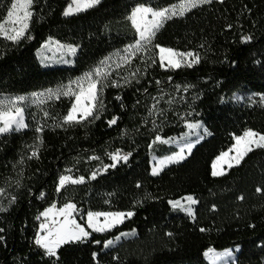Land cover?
Wrapping results in <instances>:
<instances>
[{
    "label": "trees",
    "instance_id": "16d2710c",
    "mask_svg": "<svg viewBox=\"0 0 264 264\" xmlns=\"http://www.w3.org/2000/svg\"><path fill=\"white\" fill-rule=\"evenodd\" d=\"M12 2L0 0V23ZM71 2L34 0L26 35L18 42L0 35V96H27L82 77L136 43L138 35L128 19L136 7L161 9L180 0H101L64 16ZM245 36L252 40L244 43ZM50 40L78 49L72 67L42 66L37 54ZM153 44L199 53L201 62L165 69L158 48L149 46L111 70L110 79L124 86L103 89L100 119L54 127L74 103L65 97L28 105L29 127L0 135V188L5 189L0 200L7 206L16 197L0 212V264H50L34 243L40 231L37 217L69 202L76 205L72 218L81 226H86L89 212L135 215L105 233L86 229L91 233L88 242L61 247L58 264H209L210 249H238L237 264H264V149L249 153L225 175H212L216 158L233 147L235 137L249 129L264 134V0H225L193 9L168 20ZM124 77L132 83L125 85ZM188 85L192 87L185 91ZM161 96L157 104L154 98ZM154 104L162 115L149 116ZM113 117L119 119L109 126ZM188 123H202L211 135L183 162L153 176L151 158L174 152L156 137L179 136ZM41 125L43 132H36ZM41 136L39 159H30ZM116 151L131 153L128 162L103 171L113 164L109 154ZM62 175L83 176L85 183L67 184L57 192ZM187 196L199 201L194 218L176 212L170 203ZM131 232L136 235L111 248L103 246Z\"/></svg>",
    "mask_w": 264,
    "mask_h": 264
},
{
    "label": "snow or ice",
    "instance_id": "6c2138e0",
    "mask_svg": "<svg viewBox=\"0 0 264 264\" xmlns=\"http://www.w3.org/2000/svg\"><path fill=\"white\" fill-rule=\"evenodd\" d=\"M101 0H72V4L64 11V16L75 15L79 12L86 11L90 8H93L99 5ZM214 2L220 4L225 3V0H180L179 3L167 6L161 9H153L151 7L139 6L136 7L128 19L131 21L132 26L135 28L138 39L134 45H129L128 48L124 49L125 55L119 56V62L117 67L120 66V63H130V57H134L138 52H146L149 50V46L159 49V64L161 67H166L170 69H179L181 67L191 68L196 64L201 62V56L199 53H194L193 51H176L172 48L161 47L158 44H153V41L156 38L159 30L164 26V24L173 19L174 17H183L186 13L191 12L193 9L201 8L205 5H211ZM34 0H13L10 5L9 10L7 11V19L4 23H0V35H4L6 39L12 40L13 42H18L26 33L29 27V21L33 15L31 11ZM22 13V15H21ZM151 16V19L148 17ZM10 22L11 27H6L5 25ZM19 25L15 27L14 25ZM232 25H228V28L231 29ZM252 40L251 36L243 37V42L248 43ZM203 47V45H201ZM68 52L72 55L76 54L77 49L73 46H68ZM108 60H111L109 57L107 60L101 62V66L95 68L92 72L85 73L82 78L75 82L76 89L74 90L72 85H68L64 89H57L55 91L49 89L47 93H37L33 94V97H16L15 99H0V135L11 133L13 131L19 132L23 129L29 127L25 122V101L44 103L47 99H59L61 95L75 97V102L72 103L68 113L62 118V121L54 127H63L67 125L73 127L75 125L83 124L85 121L89 123L94 122L95 120L100 119V116L104 110L103 103V89L106 87H123L118 81H113L110 79L111 71L108 69L111 68V65L108 64ZM156 63V60L153 59V64ZM140 70L137 69L133 73V76L136 75ZM125 85H130L132 83L128 77L123 78ZM136 83H139V80H136ZM159 85L161 82L156 81ZM192 85L185 87V91ZM176 88L179 89L180 86L176 85ZM43 98V99H42ZM117 100H120L121 97L117 96ZM156 103H159V100L163 99V96L154 98ZM169 104L172 103L171 100L168 101ZM154 114L162 115V112L157 111L156 104L153 105V109L149 111V116ZM44 117H48V113L45 111L43 113ZM91 118V119H90ZM119 117H113L108 121L109 126L115 125ZM187 128L190 130H199L202 128V125L199 123H190L187 125ZM36 132L42 133L43 126H39L35 129ZM204 135H211V133L204 128ZM202 138L197 133V142ZM38 143L33 146V151L31 153V158L39 159V148L43 145V138L38 137ZM188 140V136L185 137ZM157 141H161V137H156ZM166 143L167 141H161ZM195 144L192 142H187L180 147L179 152L172 156H168L166 160L159 161L161 167H154L152 169V175H159L160 171L163 170V165L166 163H179L182 160L186 159L185 149H187V154L190 155ZM256 149H264V134H260L251 129L246 130L241 136L235 137V144L228 151L222 152L213 163L212 175L213 176H223L226 174V171L221 167L218 168V165L221 163L227 164V168L231 169L234 166L240 165L245 157L253 152ZM234 152V155L230 153ZM131 153L122 154L120 151L115 153H110V159L113 161V164L105 166L103 171H107L108 167H115L117 163L123 161L125 164L128 162L129 156ZM90 159L96 160L99 157L92 156ZM68 171H71L69 169ZM99 170L91 174V179L95 180L97 178ZM17 187L20 186V181H15ZM85 183V178L80 176L78 178H73L71 175H62L58 181L57 192H60L65 188L67 184H83ZM140 185L138 184L137 187ZM257 192H261L262 189L257 188ZM5 196V189L0 188V197ZM43 198V194H41ZM184 199L187 201V205L182 204L181 201H170L173 208H179L184 211L189 217H195V211L192 207L196 205L199 201L192 196H187ZM243 199V197H240ZM16 197L11 196L8 199V205L5 206L0 202V212H5L8 210L13 203H15ZM137 203H142L137 201ZM55 205L48 208L40 214L44 217V221L39 225V232L34 240V243L43 250L44 256L49 258L50 264H58L60 260L59 250L64 245H69L73 243H86L91 238V233L86 230V227L81 226L72 218V214L76 211V205L69 202L66 203L59 211L54 212ZM135 215L134 211L128 212H89L87 214V228L91 229L92 232L100 233L105 231H110L113 228L117 227L119 224H122L124 220L130 219ZM59 216L63 217L61 220H57L54 217ZM52 217L51 220L49 218ZM100 217H104L103 222L101 223ZM40 219V217H37ZM204 229H201L203 231ZM4 231L3 228H0V233ZM43 233V234H41ZM122 236H135V232L131 233H121ZM169 236L172 234L169 233ZM4 238L0 236V241ZM120 236L115 237L116 241H119ZM95 243L100 244L99 240H96ZM114 241L108 239L103 245L105 248L112 246ZM224 257H230L231 253L223 254ZM94 258L96 254H93ZM226 264V262H225Z\"/></svg>",
    "mask_w": 264,
    "mask_h": 264
},
{
    "label": "rangeland",
    "instance_id": "374dc122",
    "mask_svg": "<svg viewBox=\"0 0 264 264\" xmlns=\"http://www.w3.org/2000/svg\"><path fill=\"white\" fill-rule=\"evenodd\" d=\"M71 4H72V2H71ZM70 4V5H71ZM69 7V6H68ZM67 7V8H68ZM21 15H22V13H21ZM177 17H179V16H177ZM149 19H151V16H149L148 17ZM7 19V18H6ZM6 21V20H5ZM4 21V22H5ZM6 27H11V26H13V25H11L10 24V22L8 23V24H6L5 25ZM15 27H19V25L17 24V25H14ZM28 30V29H27ZM27 32V31H26ZM25 35H26V33H25ZM24 35V36H25ZM4 38H5V36L4 35H2ZM23 36V37H24ZM22 37V38H23ZM21 38V39H22ZM20 39V40H21ZM135 44V43H134ZM134 44H132V45H134ZM68 46L69 45H65V44H62V43H60V42H57V41H54V40H50V41H48V42H46L42 47H41V49L38 51V58H39V61H40V63L42 64V66L43 67H45V68H51V67H72L73 65H74V62H75V58H76V55H77V53H78V49H77V51H76V54L75 55H72L71 53H69L68 52ZM126 48H128V47H126ZM125 48V49H126ZM159 50V49H158ZM117 54H119V56H123V55H125V53H124V49L123 50H121L120 52H118V53H116L115 55H113L112 57H111V60H108V64H110L111 65V68H109L108 70L109 71H111L114 67H116V65H117V63L119 62V56L117 55ZM101 66V65H100ZM99 67V66H98ZM165 69H169V68H166V67H164ZM92 72V71H91ZM84 76V75H83ZM82 76V77H83ZM82 77H80V78H82ZM80 78H78V79H76V80H74V81H72V82H70V83H68L67 85H64V86H60V87H57V88H54V89H51V90H53V91H55V90H57V89H64V88H66L68 85H72V87H73V89L75 90L76 89V85H75V82L76 81H78ZM47 91L48 90H46V91H42V92H37V93H47ZM37 93H33V94H37ZM33 94H31V95H27V96H15V95H12V96H9V95H3V96H0V99H2V100H7V99H15L16 97H33ZM103 95H104V93H103ZM65 97H68V98H70L69 96H63V95H61L60 96V98L59 99H61V98H65ZM72 98H74V102H75V97H72ZM43 99V98H42ZM50 100H58V99H55V98H52V99H47L46 101H50ZM32 104H40V103H38V102H31V101H25L24 102V107L26 108L28 105H32ZM24 116H25V112H24ZM25 122H26V120H25ZM188 124H190V123H188ZM187 124V125H188ZM193 124H195V123H193ZM199 124H201L202 125V128L201 129H199V130H191V132H190V130L187 128V125H186V130H185V132L183 133V134H181V135H179V136H176V137H173V138H169V139H166V140H161V141H167L166 143H162L161 141H158L157 143L158 144H161V145H164L166 148H168L169 150H171V151H174L173 152V154L172 155H174V154H176L177 152H179V150H180V147L181 146H183L185 143H187V142H192V143H194L195 144V147L199 144V143H201L203 140H205L209 135H204L203 134V129L205 128L204 127V125L202 124V123H199ZM24 130V129H23ZM199 132V135L202 137V138H200L199 139V142H197V133ZM186 136H188V140H186L185 139V137ZM235 144V143H234ZM158 146H156L155 148H154V151H157L158 150V148H157ZM195 147H193V149L195 148ZM193 149H192V151H193ZM235 153L234 152H232V153H230V155H234ZM172 155H170V156H172ZM185 155H186V157H188L189 155L187 154V149H185ZM168 157V156H167ZM167 157H164V158H158L157 156H153L152 158H151V165H152V169L154 168V167H161V165L159 164V161H161V160H166V158ZM185 160V159H184ZM184 160H182L181 162H183ZM216 161V160H215ZM180 163V162H179ZM173 164H178V163H166L165 165H163L162 167H163V170L165 169V168H167V167H169L170 165H173ZM223 168L225 171H226V173L230 170V169H228L227 168V164H225V163H221V165H218V168ZM235 167V166H234ZM162 170V171H163ZM162 171H160V173L162 172ZM159 173V174H160ZM185 198V197H184ZM184 198H182V199H179V200H177V201H181V203L182 204H185V205H187V201H186V199H184ZM2 201V198H1V200H0V202ZM195 206L196 205H193L192 207L195 209ZM176 212H178V213H182V214H186L184 211H182V210H180L179 208H173ZM57 211H59L58 209H56V208H54V212H57ZM187 215V214H186ZM55 219H57V220H61V219H63V217H59V216H56V217H54ZM52 219V217H50L49 218V220H51ZM103 220H104V217H100V221H101V223L103 222ZM127 220V218L124 220V222ZM44 221V217H41L40 218V224H41V222H43ZM123 222V223H124ZM78 223V222H77ZM85 223H86V226H84V227H86V229H89V228H87V217H86V221H85ZM122 223V224H123ZM122 224H119L118 226H120V225H122ZM117 226V227H118ZM116 228V227H115ZM114 229V228H113ZM112 229V230H113ZM90 231H92L91 229H89ZM105 232H107V231H105ZM105 232H100V233H105ZM96 233V232H95ZM41 234H43V233H41ZM128 237H131V236H128ZM128 237H124V236H122V235H120V239H119V241H116V240H113L114 241V243H113V245L112 246H110V247H108V248H111V247H113V246H115L116 244H118L119 242H121L123 239H126V238H128ZM210 251H212L213 252V254H211V255H207L206 256V260H207V262L209 263V264H225V262H226V264H237V253H238V249H227V250H223V251H217V250H213V249H210ZM210 251H208V253L210 252ZM225 253H231V256L230 257H224V255L223 254H225Z\"/></svg>",
    "mask_w": 264,
    "mask_h": 264
}]
</instances>
